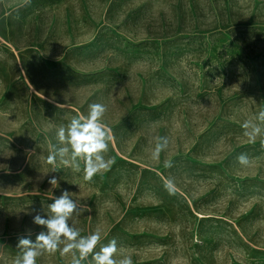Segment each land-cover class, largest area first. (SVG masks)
<instances>
[{
    "label": "rangeland",
    "instance_id": "374dc122",
    "mask_svg": "<svg viewBox=\"0 0 264 264\" xmlns=\"http://www.w3.org/2000/svg\"><path fill=\"white\" fill-rule=\"evenodd\" d=\"M0 59L7 111L0 118L6 133L0 162L8 172L2 180L12 185L9 172L33 149L27 174L33 191L38 182L37 204L22 209L45 214L68 190L78 209L106 211L103 225L114 222L110 213L126 207L121 187L147 194L131 187L137 172L122 167L140 162L149 170L143 176L152 201L170 195L162 178L175 181V194L190 202L192 229L164 240L152 202L143 227L149 250L139 257L149 264H264V147L261 136L253 141L242 127L259 124L264 111V0H0ZM92 103L107 107L103 122L113 136L105 157L114 163L97 173L101 193L96 174L86 180L59 158L56 171L47 163L53 146H67L57 139L58 127L87 115ZM160 137L169 144L157 160L151 153ZM241 153L249 165L237 162ZM65 158L71 163L70 153ZM53 176L55 188L48 183ZM4 206L8 215L20 211L9 200ZM39 234L10 235L7 246ZM124 255L138 258L117 253ZM71 259L58 250L37 264Z\"/></svg>",
    "mask_w": 264,
    "mask_h": 264
},
{
    "label": "clouds",
    "instance_id": "9594fccd",
    "mask_svg": "<svg viewBox=\"0 0 264 264\" xmlns=\"http://www.w3.org/2000/svg\"><path fill=\"white\" fill-rule=\"evenodd\" d=\"M30 3L31 0H26ZM107 107L101 103H92L88 106L87 115L73 117L67 125L58 127L56 136L61 146L53 149L47 156V163L52 165V171H56L57 160L66 168H71L73 172H84V178L91 180L92 177L108 170L114 163L111 158L105 157L109 150V142L113 139L111 129L103 122V117ZM257 119L259 124L251 120L245 121L242 127L245 135L253 141L257 136L262 137V147H264V111L259 112ZM167 137H160L154 150L151 153L153 159H159L160 153L168 147ZM70 153V159L65 158ZM237 162L242 166L250 164L247 154L241 153L237 156ZM81 162L83 169H81ZM171 165L168 164V167ZM48 183L55 188L58 185L56 177H51ZM170 195L176 193L174 180H170L164 185ZM51 215L43 218L36 215L33 222L36 225L44 226L47 232L37 235L35 241L30 238H20L17 248L19 254L14 260V264H37V258L44 253L60 251L61 255L71 254V264H83L89 260L91 264H133L130 256L117 257L119 246L114 238L107 244H103L97 251V246L101 244V233L99 230L89 234L81 235V231L70 226L69 220L78 209V202L73 200L68 190H64L59 197H54L53 202L48 205ZM86 210V206H84ZM67 241V243H65ZM61 245H63L61 247Z\"/></svg>",
    "mask_w": 264,
    "mask_h": 264
},
{
    "label": "crops",
    "instance_id": "0c3cea01",
    "mask_svg": "<svg viewBox=\"0 0 264 264\" xmlns=\"http://www.w3.org/2000/svg\"><path fill=\"white\" fill-rule=\"evenodd\" d=\"M1 61V59H0ZM4 88V84L0 79V88ZM32 105V104H31ZM30 105V108H31ZM0 106L2 107V103L0 102ZM3 110L0 109V118L6 115V110L2 107ZM59 109V108H57ZM2 114V115H1ZM22 121V119H20ZM25 120L23 123H26ZM0 135L6 136V133L0 130ZM32 137V136H31ZM23 149L26 148H17L19 152H22ZM29 152L25 160H21L20 164H18L17 168L10 173V175L14 176V183L12 185H5L2 176L8 174L3 170L4 167L1 168L0 162V264H12L13 260L16 258H11V255L8 251H16L15 255L19 254V249L17 248L16 243H12L7 246V237L10 235H23V234H39L43 232V230L47 229L44 226L36 225L33 222V218L36 215H40L43 218H48L51 213L50 210L45 214L41 213L38 209H32L31 211H27L22 209L23 203L30 204L34 201L35 204L38 202V182H35V189L33 191L31 187V181L28 182L27 174H28V166L33 158V149H26ZM30 160V162H29ZM122 167H126L128 169H133L137 172L133 176L131 181V187L137 188H146V193L140 194L135 193L130 194L126 186L121 187L120 191L123 193V204H125L124 208L116 211L115 214L110 213V220H115L114 222L109 221L103 225L102 219L105 215L108 218V214L105 211H99L98 213H92L90 211H85L80 208L77 214H73L69 220L70 226L75 229L81 231V235H89L96 230H99L101 233V244L97 246L96 250H99L103 244H107L110 240L116 239L119 246V252H135L138 253V258L132 259L133 264H149L150 261L146 260L144 257H139L141 252L145 251V248L148 249L150 245V233L149 230L147 232L144 231L143 227H145L144 221L150 218V204L155 202L154 204L158 205V215L154 218H157L155 221L157 225L161 228V234L166 236L167 238L164 240H170L173 236H178L182 234L184 230L190 233L192 227L190 226V219L192 218L190 212V202L185 200L183 196L174 194L166 197L154 198L152 201L150 196V182L144 179L143 173L145 171H149L148 167L145 164L140 162H132L126 163ZM95 192L101 193V186L103 185V176L102 174H96L95 176ZM163 182L164 185L168 184V180L165 178ZM160 183H162L161 179H157ZM122 181H129L127 178ZM98 185V187H97ZM176 185V184H175ZM114 184H111V191L113 192ZM142 189V190H144ZM138 190V192L140 191ZM103 197L100 198L99 201L102 200ZM12 201L13 203H18L20 211L18 213H10L8 215L7 210L5 209V202ZM80 202V201H79ZM177 202L178 205H176ZM101 203V202H100ZM81 204V202H80ZM121 206V205H120ZM184 213L187 215V222L184 223ZM198 217H206L203 214L198 213ZM148 218V219H147ZM135 223V224H133ZM141 226L142 230H134L132 226ZM196 225V223H194ZM146 237V242L145 241ZM175 239V238H174ZM67 243V241H65ZM9 247H12L11 249ZM163 247H167V244H164ZM149 250V249H148ZM135 255V254H132ZM157 261V260H155ZM91 263L90 259L87 260V263ZM14 264V263H13Z\"/></svg>",
    "mask_w": 264,
    "mask_h": 264
},
{
    "label": "bare ground",
    "instance_id": "6f19581e",
    "mask_svg": "<svg viewBox=\"0 0 264 264\" xmlns=\"http://www.w3.org/2000/svg\"><path fill=\"white\" fill-rule=\"evenodd\" d=\"M201 216V215H200Z\"/></svg>",
    "mask_w": 264,
    "mask_h": 264
}]
</instances>
